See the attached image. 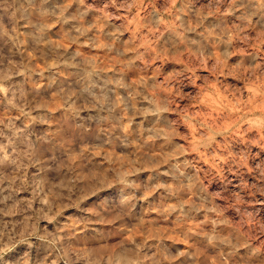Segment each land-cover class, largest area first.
<instances>
[{
	"label": "rangeland",
	"instance_id": "1",
	"mask_svg": "<svg viewBox=\"0 0 264 264\" xmlns=\"http://www.w3.org/2000/svg\"><path fill=\"white\" fill-rule=\"evenodd\" d=\"M0 264H264V0H0Z\"/></svg>",
	"mask_w": 264,
	"mask_h": 264
},
{
	"label": "bare ground",
	"instance_id": "2",
	"mask_svg": "<svg viewBox=\"0 0 264 264\" xmlns=\"http://www.w3.org/2000/svg\"><path fill=\"white\" fill-rule=\"evenodd\" d=\"M117 129H118V128H117ZM120 129H121V128H120ZM120 129H119V130H120ZM119 130H118V131H119ZM125 131H126V129H125V127H124V129H122L121 133L124 134Z\"/></svg>",
	"mask_w": 264,
	"mask_h": 264
}]
</instances>
